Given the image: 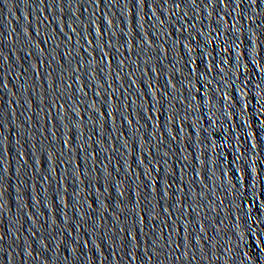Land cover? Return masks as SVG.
Segmentation results:
<instances>
[{
	"label": "water",
	"instance_id": "water-1",
	"mask_svg": "<svg viewBox=\"0 0 264 264\" xmlns=\"http://www.w3.org/2000/svg\"><path fill=\"white\" fill-rule=\"evenodd\" d=\"M0 264H264V0H0Z\"/></svg>",
	"mask_w": 264,
	"mask_h": 264
}]
</instances>
